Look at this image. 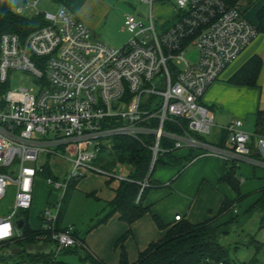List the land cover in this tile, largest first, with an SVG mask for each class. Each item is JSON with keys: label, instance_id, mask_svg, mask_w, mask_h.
<instances>
[{"label": "built area", "instance_id": "1", "mask_svg": "<svg viewBox=\"0 0 264 264\" xmlns=\"http://www.w3.org/2000/svg\"><path fill=\"white\" fill-rule=\"evenodd\" d=\"M175 1L177 15L167 24L159 25L152 14L147 23L127 15L132 37L120 48L95 38L65 6L56 15L43 13L48 25L24 38H0V201L9 186L16 188L13 213L0 219V244L21 236L22 220L14 218L33 207L36 181L46 169L39 165L42 153L59 157L57 149L64 148L72 162L64 181L45 178L63 193L62 200L74 181L104 175L98 161L115 137L149 145L152 168L161 153L188 149L192 162L211 156L264 170V137L257 139L254 154L253 136L234 120L226 128V147L217 146L208 138L215 117L204 104L209 88L257 37L256 26L222 0ZM192 50L195 57L187 56ZM11 71L28 72L40 84L13 91ZM163 140L173 146L164 148ZM148 186L146 181L143 187ZM62 200L46 207L39 224L41 241L50 239L58 254L82 246L73 227L57 229ZM238 214L236 207L233 215Z\"/></svg>", "mask_w": 264, "mask_h": 264}, {"label": "crops", "instance_id": "2", "mask_svg": "<svg viewBox=\"0 0 264 264\" xmlns=\"http://www.w3.org/2000/svg\"><path fill=\"white\" fill-rule=\"evenodd\" d=\"M168 1L172 6L168 15L164 19L154 17L159 25L170 23L177 15L176 1ZM253 1L247 0V3ZM255 1H258L257 18V13L264 5V0ZM240 4L238 8L246 17V12L243 8H240ZM64 6L90 29L95 38L109 46L107 44L109 38L105 34L115 32L116 27V9L110 0H66ZM126 16L123 19L120 18L119 21V31L121 32L126 29L124 28ZM137 17L141 18L142 16L139 14ZM254 56H258L262 61V68L256 85L236 86L230 84L229 80ZM204 104L213 112L215 117V143L218 141L219 135L226 131V128L236 119L243 122L245 132L252 136L256 134L258 115L264 113V34H258L239 58L226 69L223 77L209 88L204 97ZM256 146L257 138L251 139L249 147L257 155ZM190 154L191 151L188 149L175 152L178 159H184ZM226 167L225 161L211 156L199 158L188 165L186 161H182L176 166H157L152 182L159 187L152 189L144 201L145 206L150 208V213L131 227L121 221L119 215L111 217L92 233L89 232L82 236L84 246L83 249H80L107 264H119L120 252L116 247L117 242L131 231L125 241V249L129 261L135 263L141 252L145 251L152 243L159 242L165 236V231L160 230L155 223V215L160 217L166 225L175 224L176 217L180 215L185 221L199 224L214 217L225 198L231 200L235 198V194L230 187L220 184ZM257 174L262 179L263 174L259 169L249 164L239 165L238 177L243 181L241 193L242 196L246 197L245 200L255 193L257 201L261 195L260 191L264 186L259 187L255 180ZM122 181L125 180L119 179V183H117L110 180L109 177L106 178V185L111 192L103 193L105 204L103 217L108 212L107 204L116 198V191ZM37 222L38 227L35 230L39 229L40 215L37 217Z\"/></svg>", "mask_w": 264, "mask_h": 264}, {"label": "trees", "instance_id": "3", "mask_svg": "<svg viewBox=\"0 0 264 264\" xmlns=\"http://www.w3.org/2000/svg\"><path fill=\"white\" fill-rule=\"evenodd\" d=\"M59 6H64L66 0H51ZM229 8L238 7L242 0H222ZM27 5V0H0V38L5 34H17L21 37H26L30 33L48 25L44 14L41 12L34 19L29 20L21 15L20 11ZM256 29L258 34H264V5L257 13ZM262 68V61L258 56L252 57L230 80L229 83L236 86H255L257 78ZM228 132L223 131L216 142L219 147H226L228 141ZM264 137V113H259L257 118V130L253 138ZM252 138V139H253ZM150 144L153 139L150 138ZM113 148L107 150L112 160L108 162L98 163L102 168L104 175L110 180H114V170L119 165H128L131 168V173L128 180L122 181L116 191L114 201L107 204V214L97 221V226L106 223L111 217L119 215V218L128 226H132L138 220L150 213V208L144 204L146 196L149 192L159 187L152 182V177L158 165L176 166L182 161H186L187 165L192 163L193 155L190 154L184 159H178L175 152L170 151L161 153L158 160L153 165V153L149 149V145L140 143L136 140L126 137H115L113 139ZM162 146L170 148L173 143L163 140ZM226 171L220 180V184L231 188L235 194L233 200L225 198L221 204L218 213L210 220L192 224L182 220L173 225H166L158 216H154L155 223L160 230L165 231V236L162 240L152 243L145 251L139 254L138 260L131 263L128 259V254L125 249V241L131 234L129 231L118 242L117 249L120 252L119 264H207L208 261L228 260L229 252L225 246L221 244V236L216 223L226 216H230L233 221L238 216L233 215L234 208L246 197L242 196L241 188L243 181L238 177L239 164L237 161H229L226 163ZM46 178H56L49 175L46 168L44 175ZM79 181H74L66 192L60 209V215L57 223L58 231H65L67 228L62 226L63 216L67 209L71 193L76 189ZM148 181L149 186L143 187V184ZM260 198L253 204L261 214V227H264V188L260 191ZM29 212H24L22 221L24 226L21 229V236L11 242L1 243V245L23 244L34 242L53 243L50 239L41 241V230H34L29 225ZM230 221V222H232ZM73 236L76 237L82 246L66 249L62 252L77 253L80 248L83 249L84 238L75 230ZM259 249L260 243L255 239L251 241ZM47 264H54L49 256L40 257ZM81 264H107L104 261L89 255L88 253L81 257ZM251 261L248 264H252ZM0 264H12L11 262H1Z\"/></svg>", "mask_w": 264, "mask_h": 264}, {"label": "rangeland", "instance_id": "4", "mask_svg": "<svg viewBox=\"0 0 264 264\" xmlns=\"http://www.w3.org/2000/svg\"><path fill=\"white\" fill-rule=\"evenodd\" d=\"M36 0H27V5L22 9L21 15L26 19L32 20L37 12L49 13L56 15L61 6L55 4L51 0H37V7L34 6ZM116 9V27L115 32L106 33L109 38L107 44L118 48L128 42L132 35L125 31H119L120 18H124L126 14L141 15L144 23L148 22L150 14L155 18L164 19L172 9L168 0H155L153 6L143 3L141 0H110ZM257 2L247 3L244 0L240 4L246 12V18L254 25H257ZM177 9V7H175ZM125 28V27H124ZM112 31V30H111ZM114 41V42H112ZM187 56L195 57V51H190ZM224 75V73H223ZM220 77V79L223 77ZM10 89L19 90L21 88L37 89L40 84L39 80L28 72L11 71L10 72ZM219 79V80H220ZM218 80V81H219ZM217 81V82H218ZM238 120V119H236ZM215 128L212 129V135L209 136L210 142L216 141ZM61 156H49L42 153L39 157V165L46 167L49 175L64 181L66 176L71 172L72 162L67 160L64 148L57 149ZM64 156V157H62ZM112 160L108 153L103 154L98 163L108 162ZM245 164V163H241ZM240 165V164H239ZM159 167V165H158ZM159 169V168H158ZM263 177L260 179L256 175L259 187L264 186V170L259 169ZM131 168L128 165H119L114 170V181L119 183V179L126 180L129 178ZM45 176L36 181L34 189V204L29 212V225L32 229H37V217L48 207L54 203L61 201L63 193L55 188V185H48L45 182ZM106 176L100 174H90L83 178L76 189L72 191L67 209L63 216L62 226L65 228L74 227L79 235L85 236L89 232H93L98 226L97 221L103 217L105 213V204L103 193H110V188L106 185ZM256 194H252L237 207L239 214L236 220H231L230 216H226L216 223L219 228L221 244L225 246L229 252V260L235 264L250 263L264 264V227H261L262 214L252 205L256 201ZM16 188L9 186L7 194L0 201V219L11 215L15 208ZM260 198V197H259ZM258 198V199H259ZM244 202V203H243ZM220 209V208H219ZM218 209V211H219ZM24 217V212L19 211L14 221H20ZM232 221V222H230ZM90 233V234H91ZM252 239L260 243V248L251 244ZM87 254L84 250L79 249L77 253L58 254L56 244L54 243H23L0 246V263L11 262L12 264H47L40 257L49 256L54 264H81V257Z\"/></svg>", "mask_w": 264, "mask_h": 264}, {"label": "water", "instance_id": "5", "mask_svg": "<svg viewBox=\"0 0 264 264\" xmlns=\"http://www.w3.org/2000/svg\"><path fill=\"white\" fill-rule=\"evenodd\" d=\"M139 17H140V16H139ZM23 226H24V222H23V221H20V222L18 223V228H19V229H22Z\"/></svg>", "mask_w": 264, "mask_h": 264}]
</instances>
